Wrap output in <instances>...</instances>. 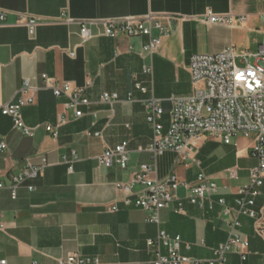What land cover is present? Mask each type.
Returning <instances> with one entry per match:
<instances>
[{
  "label": "crops",
  "instance_id": "obj_1",
  "mask_svg": "<svg viewBox=\"0 0 264 264\" xmlns=\"http://www.w3.org/2000/svg\"><path fill=\"white\" fill-rule=\"evenodd\" d=\"M208 9L248 19L238 27L199 20ZM0 11L6 14L0 24V139L7 143L0 152V183L4 184L0 188V223L5 225L0 229V259L7 264H58L60 258L78 254L100 264H152L156 255L147 251L146 240L156 237L159 230L181 237L183 255L214 259L213 250L228 237L218 203L213 207L208 202L204 207L194 205L180 186L174 201L159 213L160 223H151L147 210L121 202L116 183L130 181L141 164L153 162L147 148L153 127L147 122L144 101L152 95L160 99L166 133L172 97L189 96L194 90L189 67L192 55L217 53L230 46L237 49L240 32H252L254 24L263 21L264 0H0ZM150 13L168 31L153 54L152 77L144 73L147 59L140 56L148 37H108L98 23L91 26L90 40L83 42L80 37L83 22ZM29 18L38 20L34 35L25 25ZM43 74L73 86L92 81L84 92L90 104L81 106L82 118L74 119L73 111L65 106L67 98L56 97L44 86ZM25 79L39 88L36 103L21 112L25 123L36 127L33 136L23 134L10 116L1 114L3 105L16 99ZM136 83L145 86L147 93ZM106 92L118 94L111 118L110 105L100 97ZM60 115L67 121L58 127L55 138L45 125L57 126ZM122 141H128L127 167L101 166L98 157L106 146L115 147ZM252 143L253 138L241 135L228 145L204 137L196 145L200 166L179 163L174 152L157 160L159 180L177 173L182 181L194 184L202 170L218 182L213 198H224L233 208L230 217L239 220L236 232L249 240L250 254L243 261L239 254L229 252L224 262L215 264H264V235L260 232L264 231V178L254 203L245 205L255 216L236 211L237 191L250 183L249 169L257 165ZM42 157L47 166L28 181L35 190H29L27 183L13 197L9 188L12 176L28 161L40 164ZM143 187H133L132 200ZM113 203L118 210L111 213L108 207ZM180 204L183 210L179 212Z\"/></svg>",
  "mask_w": 264,
  "mask_h": 264
},
{
  "label": "built area",
  "instance_id": "obj_2",
  "mask_svg": "<svg viewBox=\"0 0 264 264\" xmlns=\"http://www.w3.org/2000/svg\"><path fill=\"white\" fill-rule=\"evenodd\" d=\"M246 15L236 16L231 13L218 14L207 10L199 17V20L208 23L223 24L229 27H238L247 22ZM264 23V14H263ZM6 14L0 11V24L5 22ZM100 24L103 34L108 37L117 38L121 34L127 36H146L148 41L142 46L140 56L146 58L143 71L150 77L153 76L152 57L160 46L162 35L168 31L163 23L157 19L155 14L150 13L144 17H125L121 19H107L102 21L83 22L79 30L83 42L93 37L91 26ZM25 25L29 34L34 35L38 20L29 18ZM254 59L255 62H251ZM240 63H239V62ZM190 74L194 90L191 95L185 97H172V109L169 115V128L164 132L162 119L164 109L161 108L160 99L152 95L144 101L147 109V122L153 127V138L148 151L152 154V163L140 165V169L132 174L128 182H117L116 189L121 193L120 200L126 205L134 203L136 206L147 210L148 221L160 223V212L168 207L176 198V192L180 186L186 189V199L194 205L204 207L208 202L210 207L218 203L222 208L223 219L228 230V237L213 251L214 259H193L180 253L183 240L179 236H171L164 230H159L156 237L147 241V251L156 255L152 264H215L224 262L229 252H235L241 259L246 261L250 254L249 240L241 238L236 232L240 222L236 217H230L232 207L226 203L224 198L215 200L219 190L218 182L206 173L198 172L196 183L189 184L180 179L177 173H170L164 180H159L157 173L158 157L166 152H174L176 160L184 164L201 165L196 159L197 144L204 137L221 140L228 145L235 136L253 138L251 153L257 159V165L249 169L250 183L238 189L236 203L239 213L255 216V212L245 207L253 204L255 196L260 194L259 187L264 178V42L260 44L257 52L242 50L237 52L233 47L217 53H196L191 57ZM45 87L51 88L56 97H66V108L73 111L74 119L82 118L85 114L81 106L89 105L90 100L85 97L84 92L92 84L88 80L83 86H73L70 82L58 83L56 79L43 74ZM136 87L143 92L148 89L136 83ZM39 88L33 86L29 79H25L20 86L15 100L3 105L2 113L10 116L14 121V127L21 130L23 134L33 136L36 127L28 126L21 113L25 106L36 103ZM117 93H103L101 101L108 103L111 108L109 117L113 116V105L118 99ZM67 119L60 115L57 126L45 125L46 130L55 138L58 136V127L66 123ZM100 135V133H96ZM128 141H122L115 147L106 146L98 157V163L106 168L117 164L125 169L128 165ZM7 148V143L0 139V152ZM46 157H42L40 164L34 165L27 162L26 165L12 176L9 188L12 196H17V189L26 185L28 181L37 178L47 166ZM69 171L72 172V166ZM231 175L236 176L235 171L229 170ZM142 184L144 189L137 195L135 200L131 199L133 187ZM4 184L0 183V188ZM29 190H35V185L28 183ZM118 205L111 204L108 211L116 212ZM182 205L178 211H182ZM5 225L0 223V229ZM264 235V231H260ZM190 248L191 244L186 243ZM165 248L166 254L162 253ZM0 264H7V260L0 259ZM58 264H100L96 259L79 257L78 254H69L60 258Z\"/></svg>",
  "mask_w": 264,
  "mask_h": 264
},
{
  "label": "rangeland",
  "instance_id": "obj_3",
  "mask_svg": "<svg viewBox=\"0 0 264 264\" xmlns=\"http://www.w3.org/2000/svg\"><path fill=\"white\" fill-rule=\"evenodd\" d=\"M254 25L255 27L252 32L251 31L240 32L241 37H239V44L236 49L237 52L246 49L249 50V52H257V50H259L260 44L264 42V23L260 22V23H255ZM251 62L253 63L255 62V60L252 59Z\"/></svg>",
  "mask_w": 264,
  "mask_h": 264
}]
</instances>
